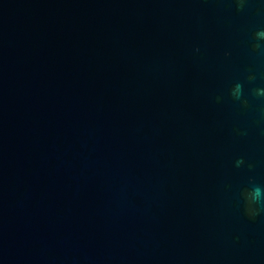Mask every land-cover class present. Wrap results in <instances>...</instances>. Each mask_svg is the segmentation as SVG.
Wrapping results in <instances>:
<instances>
[{"label": "water", "instance_id": "1", "mask_svg": "<svg viewBox=\"0 0 264 264\" xmlns=\"http://www.w3.org/2000/svg\"><path fill=\"white\" fill-rule=\"evenodd\" d=\"M262 28L264 0H0V264H264Z\"/></svg>", "mask_w": 264, "mask_h": 264}, {"label": "clouds", "instance_id": "2", "mask_svg": "<svg viewBox=\"0 0 264 264\" xmlns=\"http://www.w3.org/2000/svg\"><path fill=\"white\" fill-rule=\"evenodd\" d=\"M244 0H239V6H243ZM255 36L259 39H264V28L258 29ZM254 47L259 48L260 44L257 42ZM251 79V77H250ZM231 94L236 99H241L243 95V86L241 83L237 82L231 90ZM257 95L264 96V88L256 89ZM247 103V101H244ZM243 158L237 160V165H240ZM244 210L245 213L252 219H255L258 215L264 214V186L253 184L251 187L244 189Z\"/></svg>", "mask_w": 264, "mask_h": 264}]
</instances>
